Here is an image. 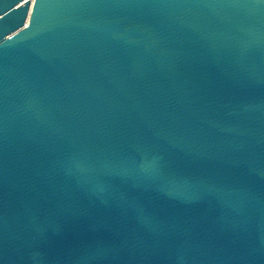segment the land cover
<instances>
[{
    "label": "water",
    "instance_id": "95a60500",
    "mask_svg": "<svg viewBox=\"0 0 264 264\" xmlns=\"http://www.w3.org/2000/svg\"><path fill=\"white\" fill-rule=\"evenodd\" d=\"M0 264H264V0H0Z\"/></svg>",
    "mask_w": 264,
    "mask_h": 264
},
{
    "label": "built area",
    "instance_id": "2783aa9c",
    "mask_svg": "<svg viewBox=\"0 0 264 264\" xmlns=\"http://www.w3.org/2000/svg\"><path fill=\"white\" fill-rule=\"evenodd\" d=\"M33 1V0H32Z\"/></svg>",
    "mask_w": 264,
    "mask_h": 264
}]
</instances>
